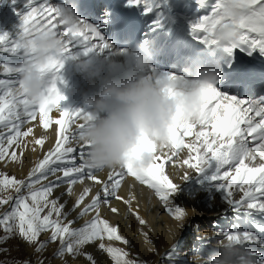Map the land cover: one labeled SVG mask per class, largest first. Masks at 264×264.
Instances as JSON below:
<instances>
[{
	"label": "bare ground",
	"instance_id": "obj_1",
	"mask_svg": "<svg viewBox=\"0 0 264 264\" xmlns=\"http://www.w3.org/2000/svg\"><path fill=\"white\" fill-rule=\"evenodd\" d=\"M65 2L66 0H48L49 5L57 9L61 8ZM67 3L75 4L77 17L96 28L103 37L104 43L113 49H135L141 43L150 44L154 55L151 67L146 72L149 78L171 75L190 81L194 78L197 69L207 68L216 60V54L211 52L210 47L202 43L200 38L191 31V26L197 20L210 14L215 0H206L203 7L197 3V0H141L139 5H133L131 0H67ZM26 4L27 0H0V35L7 34L9 42L18 39L21 31V17L29 10L25 7ZM9 46L8 43L0 45V80L13 81L19 79V73L12 72L5 76L2 67L18 69L23 66L24 60L20 52L12 54L2 50ZM82 53L83 48L77 45L71 49L69 57L88 60L100 67L103 74L102 60L109 54V49L105 48L99 53L93 52L88 55ZM120 63L123 67V58H120ZM219 68V80L214 88L221 95L249 103L264 102V54L258 49L237 48L219 62ZM189 71L191 76H185V73ZM58 75L63 83L58 82L57 87L65 97L59 105L60 109L87 112L83 99L85 96L95 98L98 95V81L97 87L88 93L86 89L88 84L76 69L72 59L63 61V67ZM49 116L51 119H58L59 111L53 110ZM28 127L33 128V134L24 138L26 147L23 148V155L17 161H12L11 151L15 150L18 156L21 151L13 146L9 149V156L0 161V171L6 175L9 174L10 179L27 181L31 170L55 146V125L45 131L40 126L37 116L35 121L25 124L23 130H27ZM4 133L7 135V129H4ZM41 137L45 139L44 145L36 146L34 139ZM192 139L188 137L186 141ZM189 158L190 155L185 149L180 152L178 158H174L173 162L166 166L165 170V174L176 186L175 191L169 196L176 210L183 213V221H177L171 213H168L169 210H174L173 206L165 210V205L159 201L154 190L141 185L132 177H125L117 192L123 199L110 198V204L101 203L99 208V218L108 222L110 226L116 227L121 240H109L105 235L103 240L97 239L82 246L79 249L80 254L74 255V258L71 257L69 262L93 264L94 261L95 264H115L107 251L101 249L100 245L104 244L105 249L111 247L120 252L124 251L122 253L127 254L124 257L127 264H196L195 258L207 260L217 255L218 249L215 245L227 236L236 235L242 238L241 246L253 256L255 264H264V211L258 207L264 204V193H257L237 204L235 201L230 202L221 189L220 195L216 196L217 192L213 191L211 193L213 196L207 198L208 188H203L199 193L200 202L206 201L205 206L209 212L197 215L196 218L199 221H193L194 216L188 214L183 204L184 195L181 189L191 184L194 186L209 182L214 169L210 167L197 172L183 165V161ZM257 162H259L258 157ZM211 169L213 172L208 175ZM110 171L112 169L97 171L95 175L101 181H105ZM185 175H187L186 179H184ZM48 177V180L42 181V185L51 182L58 185L54 187L49 200L55 199L58 203L64 204L63 213L66 214V219L60 218L63 223L67 224L71 221L70 227L79 229L97 216L95 211H90L83 216L80 213L91 203L93 196L97 193L102 195L101 184L86 179L83 183L73 185L69 192L67 183L63 179L57 180V177H62L61 172H57L55 176L49 173ZM42 185H36V187L40 188ZM85 188L90 189L89 195L85 197L83 204L74 207ZM231 191L234 200H239L243 195L238 187H234ZM2 193L0 197L4 196L3 199L12 197L8 204L0 206L5 211L10 206V209L14 206L16 196L28 195V190L22 188L18 194L14 189L9 188L2 190ZM249 203L256 204L257 207L249 208L247 206ZM111 208H116L118 211L113 213ZM47 211L48 209H45L41 215L47 214ZM204 217H212L217 221L216 236H212L210 231L206 232L204 230L206 227H200L199 222H204ZM52 219H57L55 214ZM141 219L145 222L144 224L140 223ZM245 234L247 239L244 238ZM50 235L49 230L42 232L39 237L45 241ZM16 236L19 237L18 234ZM122 240H126L127 243H123ZM57 243L59 244V240ZM54 245H47L43 252L51 251ZM25 251L28 257H33L32 249L27 247ZM89 255L92 257L91 261L86 259ZM52 262L62 264L57 260Z\"/></svg>",
	"mask_w": 264,
	"mask_h": 264
},
{
	"label": "snow or ice",
	"instance_id": "obj_2",
	"mask_svg": "<svg viewBox=\"0 0 264 264\" xmlns=\"http://www.w3.org/2000/svg\"><path fill=\"white\" fill-rule=\"evenodd\" d=\"M133 5H139L141 0H131ZM200 6L206 4V0H197ZM29 10L21 17L20 34L16 41L9 42L7 34L0 35V45L8 43L10 46L2 50L12 54L22 53L24 64L21 68L11 69L2 67L6 76L12 72H21L28 67L29 58L24 55L23 38L30 37L34 33L47 31L61 38L63 53L69 56L71 49L77 45L83 48V55L99 53L107 48L103 37L96 28L88 25L71 31L64 29L57 20L59 9L49 5L48 0H27L25 5ZM150 10V9H149ZM83 23V22H82ZM220 28H229L235 34V41L224 51L231 55L237 48L259 50L264 54V0H215L209 15L197 20L191 31L198 36L202 43H215L209 37ZM63 67L62 59H51L46 65L39 68L42 72L52 75L51 84L42 93L38 104H29L24 95L19 91L20 80H0V161L9 156V149H21L19 156L15 150L11 151L10 158L17 161L23 155L26 147L24 138L33 134V128L28 124L39 117V124L45 131L55 125V146L48 151L44 158L31 170L27 181H18L4 177L0 179V187L4 190L14 189L20 193L22 188L28 190V195H20L15 200L11 211L0 217V227L5 236L0 238V243L8 239L12 234H18L29 245H37L35 251L41 252L45 243H38V237L42 232L51 231L49 240L55 243L59 240L60 249L57 253L63 256L79 255V249L94 240H103L105 235L109 240H121L117 234V228L110 226L108 222L99 218L101 203L110 204V198L122 200L117 192L125 177H132L141 185L154 190L155 195L162 201L167 202L168 196L175 191V184L165 174L166 166L171 164L174 158H178L183 150H187L190 158L183 161V165L202 172L207 168H213L214 174L211 179L227 181L218 183L219 189L223 190L230 202L237 204L253 197L257 193H264V102H251L238 100L234 97L221 95L211 86L203 89L196 122L177 116L168 130L167 142L162 146L142 140L128 158L123 167L112 169L105 181H101L85 163L88 146L77 143L82 134L86 122L92 117L83 111H70L60 109L59 105L65 100L60 93L57 83H63L58 73ZM168 79L175 77L168 75ZM168 94H174L171 88L164 89ZM53 110L59 111L58 119H51L49 114ZM7 129V135L4 133ZM193 138L186 141V138ZM45 139L35 138L36 146H43ZM5 144L7 146H5ZM35 150V149H33ZM147 154L151 157V163L143 166L138 163L140 157ZM257 157L259 162H257ZM234 169V172H233ZM223 170V171H222ZM62 173L63 179L68 185L69 192L72 186L83 183L86 179L96 184H101V193L92 197L80 213L81 216L90 211H95L97 216L84 227L74 229L60 219L64 204L57 200H49L54 187V182L42 185L43 180H48V174L55 176ZM187 175L184 176V179ZM36 185H42L37 188ZM238 187L242 192L239 200L233 199L230 189ZM90 189L85 188L79 196L74 207L83 204ZM12 197L0 199V206L8 204ZM29 201L31 203H29ZM249 208L257 207L249 203ZM264 211V204L258 206ZM45 209L47 214L41 215ZM113 213L118 209L111 208ZM53 214L57 219H52ZM175 219H180L183 213L175 210L171 213ZM141 224L145 222L141 219ZM239 238L236 235L227 236L232 240ZM247 239V234L244 236ZM127 243L126 240H122ZM102 250L113 258L115 264H127L124 260L126 253L118 249L107 248L100 245ZM92 260V257L86 256ZM93 264L95 262L93 261Z\"/></svg>",
	"mask_w": 264,
	"mask_h": 264
},
{
	"label": "clouds",
	"instance_id": "obj_3",
	"mask_svg": "<svg viewBox=\"0 0 264 264\" xmlns=\"http://www.w3.org/2000/svg\"><path fill=\"white\" fill-rule=\"evenodd\" d=\"M58 23L75 31L84 25L76 15V5L67 3L59 8ZM83 22V23H82ZM215 43L205 44L216 54L213 65L199 68L190 81L182 77L167 76L149 78L154 55L150 44L141 43L135 49L118 50L109 45V54L103 58L104 72L88 60L66 56L61 38L47 31L23 38L24 55L29 58L28 67L19 72V91L29 104H38L42 93L51 84L52 75L39 68L51 59H72L76 69L85 78L88 87H97L95 98L85 96L83 103L92 119L86 122L77 143L88 146L84 163L94 171L123 167L142 140L158 147L167 142L168 130L177 116L196 122L203 89L219 80V62L228 55L224 49L236 39L229 28L217 29L210 37ZM123 58V67L120 63ZM191 76V71L185 73ZM171 88L174 94L164 89ZM139 164L147 166L151 157L144 154ZM177 221H183L184 216ZM211 236V235H208ZM241 237L224 239L215 247L218 254L207 260L199 257L196 264H255L253 256L241 246Z\"/></svg>",
	"mask_w": 264,
	"mask_h": 264
},
{
	"label": "rangeland",
	"instance_id": "obj_4",
	"mask_svg": "<svg viewBox=\"0 0 264 264\" xmlns=\"http://www.w3.org/2000/svg\"><path fill=\"white\" fill-rule=\"evenodd\" d=\"M140 14V13H139ZM137 43V41H136ZM88 93L91 89L94 88H86ZM223 171V170H222ZM213 172V169H211V171H208V175H211ZM234 172V169H233ZM4 177L7 178H11V176L9 174H4L3 172L0 171V179H3ZM227 181H214V180H210L207 183H202V184H196V185H189L187 186V188H183L181 189L182 194L184 195L182 197L183 200V204L186 207V211L188 212V214L190 216H194V220L199 221L196 216L197 215H203V213H208L209 209L205 206L206 201H201L200 202V197H199V193L202 191L203 188H208L207 189V198H211L213 195H211V193L213 191L217 192V195L219 194V184L218 183H226ZM2 190L4 191V189L2 187H0V191L2 195ZM188 190V191H186ZM231 191V189H230ZM23 195V194H21ZM20 196V195H18ZM18 196H16V198L14 199V203L15 200L18 198ZM215 196V197H216ZM171 196H168L167 202H163V205H165V210L170 209V207H174V210H169L168 213H173L177 208H175L176 206L173 203V200L170 198ZM4 196H2V198L0 197V199H3ZM6 199V198H5ZM161 201V200H159ZM11 207V206H10ZM7 208V210L3 211L1 208L0 210V217H2L4 215V213L11 211V209ZM45 215V214H44ZM211 219H213V222H211ZM211 224H210V222ZM200 227H206V229H204L206 232L210 231V234H212V236H216L218 233V224L217 221H215V218H210V217H204V222H199ZM214 224V226H213ZM17 234H12L9 236L8 239L4 240L2 243H0V264H54L52 262V260L55 262L57 260V262L62 263V264H73L71 262H69L70 259L74 258V255H70L65 253L63 256H59L57 255L59 249H60V243L58 244L57 241L55 242V245L53 242H51L49 239L43 241V238L38 237V243H45L47 241V245H54V248L51 251L48 252H43V250L39 253H37L35 251V248L37 245H29L28 243H25V241L19 236H16ZM5 236V233L3 232L2 227H0V238H3ZM41 239V240H40ZM17 241V242H16ZM24 241V243H23ZM41 241V242H40ZM27 246H26V245ZM46 245V246H47ZM29 247L30 249L33 250V257H28V255L26 254V248ZM46 248V247H45ZM53 252V253H52ZM124 252V251H122ZM66 256V257H65ZM64 257V258H63ZM69 257V258H68ZM72 257V258H71Z\"/></svg>",
	"mask_w": 264,
	"mask_h": 264
}]
</instances>
